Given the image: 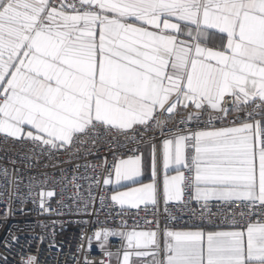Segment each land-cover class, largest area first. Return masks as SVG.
<instances>
[{"label":"snow or ice","instance_id":"1","mask_svg":"<svg viewBox=\"0 0 264 264\" xmlns=\"http://www.w3.org/2000/svg\"><path fill=\"white\" fill-rule=\"evenodd\" d=\"M217 35L221 43L209 46ZM202 113L209 125L235 118L190 133L168 129L163 198L183 202L190 190L205 206L242 204L234 230H165L163 258L157 231H98L109 257L101 264H110L114 236L126 241L122 264L134 256L151 264H264V0H0L6 138L67 152L89 141L96 147L100 129L135 140L200 123ZM113 172L104 184L127 189L111 197L116 204L157 205L155 165L149 184L140 180V156L119 159Z\"/></svg>","mask_w":264,"mask_h":264},{"label":"built area","instance_id":"2","mask_svg":"<svg viewBox=\"0 0 264 264\" xmlns=\"http://www.w3.org/2000/svg\"><path fill=\"white\" fill-rule=\"evenodd\" d=\"M202 115L200 123L170 124L163 135L159 131L138 134L135 140L115 132L106 136L100 129L96 147L89 141L85 145L74 144L67 152H55L28 140L17 141L0 134V264H25L30 256L36 258L37 264H85V259L92 264L108 262L105 251L96 248L99 242L95 233L103 230L157 231L158 258L164 255L165 230H234L233 212L246 211L242 204L233 209L222 202L209 201L205 206L204 202L192 199L189 190L183 202L165 203L159 198L156 206L123 209L112 201L111 185L103 182L110 174L114 176L113 165L119 159L139 156L148 145L155 148L160 164L163 141L172 135L169 128L190 133L228 126L235 118L209 125L208 114ZM182 118L177 116L176 120ZM77 148L81 150L77 152ZM48 192L54 195H40ZM235 219L239 227L247 222L239 215ZM107 245L112 254L121 249V241L112 237Z\"/></svg>","mask_w":264,"mask_h":264},{"label":"crops","instance_id":"3","mask_svg":"<svg viewBox=\"0 0 264 264\" xmlns=\"http://www.w3.org/2000/svg\"><path fill=\"white\" fill-rule=\"evenodd\" d=\"M220 43H221L220 37H219V35H217V36H214L209 41V46L216 47ZM153 148L154 147L152 145H148L144 148L143 152L139 155L141 157L142 172H143L142 176L140 177V180L143 184L152 183L153 182V165H155V172H156L155 182H156L157 187H158V200H159V198H161L164 201V198H163V180H164L165 170H164V166H163V145H162V159H161L160 164L156 160V154H155V151H153ZM168 174L175 175V172L173 171V169L171 167L168 169ZM136 186H139V185H136ZM159 187L161 189V192L159 191ZM117 189L120 191L127 190L126 188H123L120 186L111 185V197L114 194H116ZM171 202L179 203L176 201H171ZM116 205L119 206L120 208H122L120 205H118V204H116ZM143 206L144 205H141V207H143ZM123 209H130V208H127L125 206V207H123ZM135 231H146V230H135ZM177 231H204L205 233L209 232L208 230H203V229H184V230H177ZM220 231H228V230H220ZM112 238H115V239H118L121 241V249L119 250V252L113 253V255L110 259V264H122L123 254L126 250V241L123 240L119 236H114ZM157 239H158V243H159V238L157 237ZM96 248L101 250L99 244L96 245ZM106 248H108V245L106 246ZM148 260L151 261L152 257L137 258L134 256L132 258V264H141L142 261H148Z\"/></svg>","mask_w":264,"mask_h":264},{"label":"water","instance_id":"4","mask_svg":"<svg viewBox=\"0 0 264 264\" xmlns=\"http://www.w3.org/2000/svg\"><path fill=\"white\" fill-rule=\"evenodd\" d=\"M142 264H151V261L148 260V261L143 262Z\"/></svg>","mask_w":264,"mask_h":264}]
</instances>
